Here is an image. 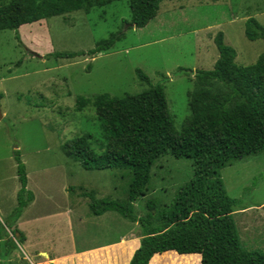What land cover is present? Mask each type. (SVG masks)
<instances>
[{
    "label": "rangeland",
    "instance_id": "obj_1",
    "mask_svg": "<svg viewBox=\"0 0 264 264\" xmlns=\"http://www.w3.org/2000/svg\"><path fill=\"white\" fill-rule=\"evenodd\" d=\"M250 18L264 27V0H165L156 17L137 29L131 25L128 1L120 0L93 7L89 13L73 11L34 23L32 33L24 29L21 36L18 31L21 44L17 32L0 31V190L6 199L14 184L20 187L14 160L18 151L28 190L36 194L39 205L66 204V194L81 192L124 201L132 178L128 170H85L64 152L67 142L82 135L101 140L95 108L91 104L77 111L78 98L92 102L100 95L120 98L140 93L149 86L138 78L139 69L150 85L163 87L179 131L189 116L187 94L196 71L212 70L218 58L214 38L219 32L235 50L238 66L253 65L264 53V40L250 41L244 34ZM118 33L119 41L92 59L54 56L87 53ZM91 146L101 153L94 142ZM200 187L207 194L235 200L234 210L263 206L264 152L234 161L212 178L196 175L189 159L164 155L151 167L146 194L134 203V213L152 228L160 218L184 219L199 202ZM16 204L14 198L6 209ZM149 204L155 208L154 216ZM257 210L253 215L233 213V218L241 247L264 252V209ZM0 217L5 218L1 213ZM3 229L0 222V233ZM135 231L138 236L142 231L137 222ZM7 233L12 238L11 230ZM0 264L18 261L10 262L2 254ZM150 264H200V259L169 253L156 256Z\"/></svg>",
    "mask_w": 264,
    "mask_h": 264
},
{
    "label": "trees",
    "instance_id": "obj_2",
    "mask_svg": "<svg viewBox=\"0 0 264 264\" xmlns=\"http://www.w3.org/2000/svg\"><path fill=\"white\" fill-rule=\"evenodd\" d=\"M116 1L120 0H0V31L17 32L20 43L18 29L22 25L73 11L89 13L93 7H105ZM127 1L131 25L141 29L156 17L159 4L165 0ZM244 34L250 41L264 40V27L250 18L245 22ZM120 37L121 33L110 35L87 53L54 56L92 59L109 51ZM214 44L218 58L212 70L196 71L193 88L187 94L189 116L179 131L170 116L163 87L150 85L149 78L139 69L136 74L148 89L120 98L100 95L92 102L84 98L76 101L77 111L92 104L102 135L98 142L92 135L67 142L64 145L67 157L85 170H128L132 176L122 202L98 199L94 192L81 194L90 199L88 206L94 216L114 211L139 223L140 245L129 264H150L156 255L169 253L197 255L199 259L201 256V264H264V252L241 247L233 218L236 202L223 194H207L200 187V200L187 217L176 221L160 218L155 228L134 213V203L146 194L151 167L164 155L189 159L196 175L212 178L220 168L264 152V53L253 65L238 66L236 52L224 43L221 32L215 36ZM92 142L101 153L93 150ZM14 160L20 188L17 206L4 223L2 233L11 230L16 243H20L22 236L14 224L32 202L33 194L26 188V168L18 151L14 152ZM148 209L154 216V206L149 204ZM8 247L7 254L16 244L3 240L1 251Z\"/></svg>",
    "mask_w": 264,
    "mask_h": 264
},
{
    "label": "crops",
    "instance_id": "obj_3",
    "mask_svg": "<svg viewBox=\"0 0 264 264\" xmlns=\"http://www.w3.org/2000/svg\"><path fill=\"white\" fill-rule=\"evenodd\" d=\"M33 25L20 26L18 31L21 36L24 29L32 33ZM19 188L17 183L13 185L8 195L10 202L3 194L4 191L0 190V213L5 217L3 220L0 217L3 226L15 209H11V206L6 209V204L13 202ZM82 193H73L75 196L66 194V204L44 205L37 204V196L32 193V202L22 210L14 224L22 241L16 243L13 235L11 238L7 232L0 233V251L3 240L14 241L16 244V248L9 254L7 248L0 255H5L10 262L17 260L18 264L24 261L27 264H129L141 240V234H136L135 223L114 211L94 216L88 206L90 201ZM263 206L259 208L264 209ZM259 208L250 206L235 210L234 214L253 215ZM123 225H127L126 228ZM15 237L18 239L19 234Z\"/></svg>",
    "mask_w": 264,
    "mask_h": 264
},
{
    "label": "water",
    "instance_id": "obj_4",
    "mask_svg": "<svg viewBox=\"0 0 264 264\" xmlns=\"http://www.w3.org/2000/svg\"><path fill=\"white\" fill-rule=\"evenodd\" d=\"M2 118L1 114H0V119Z\"/></svg>",
    "mask_w": 264,
    "mask_h": 264
}]
</instances>
